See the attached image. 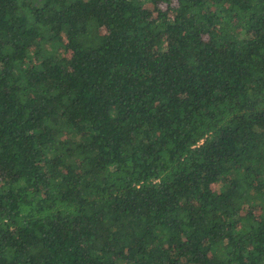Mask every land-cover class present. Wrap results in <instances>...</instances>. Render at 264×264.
<instances>
[{
  "label": "trees",
  "instance_id": "trees-1",
  "mask_svg": "<svg viewBox=\"0 0 264 264\" xmlns=\"http://www.w3.org/2000/svg\"><path fill=\"white\" fill-rule=\"evenodd\" d=\"M0 264H264V0H0Z\"/></svg>",
  "mask_w": 264,
  "mask_h": 264
},
{
  "label": "rangeland",
  "instance_id": "rangeland-1",
  "mask_svg": "<svg viewBox=\"0 0 264 264\" xmlns=\"http://www.w3.org/2000/svg\"><path fill=\"white\" fill-rule=\"evenodd\" d=\"M71 50L68 49V53L70 52ZM213 188H217V186L215 184H213Z\"/></svg>",
  "mask_w": 264,
  "mask_h": 264
}]
</instances>
